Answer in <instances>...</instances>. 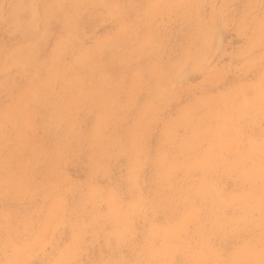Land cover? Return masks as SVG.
I'll return each instance as SVG.
<instances>
[{"label":"rangeland","instance_id":"obj_1","mask_svg":"<svg viewBox=\"0 0 264 264\" xmlns=\"http://www.w3.org/2000/svg\"><path fill=\"white\" fill-rule=\"evenodd\" d=\"M262 262L264 0H0V264Z\"/></svg>","mask_w":264,"mask_h":264},{"label":"bare ground","instance_id":"obj_2","mask_svg":"<svg viewBox=\"0 0 264 264\" xmlns=\"http://www.w3.org/2000/svg\"><path fill=\"white\" fill-rule=\"evenodd\" d=\"M22 3V2H21ZM13 21V20H12ZM211 34H213L212 32H211ZM208 35V34H207ZM212 40V39H211ZM253 45V44H252ZM186 63V62H185ZM169 91H171V90H169ZM167 93V92H166ZM170 94V93H169Z\"/></svg>","mask_w":264,"mask_h":264},{"label":"clouds","instance_id":"obj_3","mask_svg":"<svg viewBox=\"0 0 264 264\" xmlns=\"http://www.w3.org/2000/svg\"><path fill=\"white\" fill-rule=\"evenodd\" d=\"M262 264H264V262H262Z\"/></svg>","mask_w":264,"mask_h":264}]
</instances>
